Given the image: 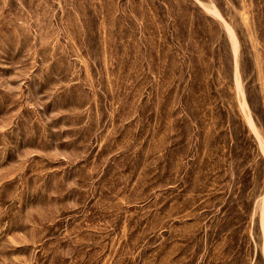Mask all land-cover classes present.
Wrapping results in <instances>:
<instances>
[{
  "label": "rangeland",
  "instance_id": "obj_1",
  "mask_svg": "<svg viewBox=\"0 0 264 264\" xmlns=\"http://www.w3.org/2000/svg\"><path fill=\"white\" fill-rule=\"evenodd\" d=\"M0 264H264V0H0Z\"/></svg>",
  "mask_w": 264,
  "mask_h": 264
},
{
  "label": "bare ground",
  "instance_id": "obj_2",
  "mask_svg": "<svg viewBox=\"0 0 264 264\" xmlns=\"http://www.w3.org/2000/svg\"><path fill=\"white\" fill-rule=\"evenodd\" d=\"M232 38H233V40H234V42H235V46H236V52H237V39L235 38V36L232 34Z\"/></svg>",
  "mask_w": 264,
  "mask_h": 264
}]
</instances>
